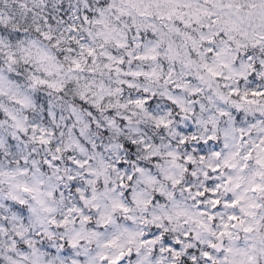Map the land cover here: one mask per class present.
I'll list each match as a JSON object with an SVG mask.
<instances>
[{"label": "clouds", "instance_id": "obj_1", "mask_svg": "<svg viewBox=\"0 0 264 264\" xmlns=\"http://www.w3.org/2000/svg\"><path fill=\"white\" fill-rule=\"evenodd\" d=\"M86 2L87 0H0V32L3 33L0 42V140L7 145V140L11 137L17 146V151L12 154H3L8 152L7 146L0 149V173H3L0 175V204L9 200L10 194L26 199L35 207L36 212L25 226V234L50 230L56 237L50 244H56L59 237L67 238L74 230L86 227L84 224L70 222L61 229L49 223L50 217L59 220L68 215L69 220L72 219L66 208L75 203V197L56 195L67 191L69 172L65 161L69 160V153L72 160L79 159L84 164L83 169L72 168L71 175L76 177L78 184H83L85 193L96 194L92 203L97 204L98 208H92L91 204L88 206L94 216L98 211L111 212L114 201L127 203V199L123 198V190L119 188V178L123 171L116 166L126 161L129 150L124 144L132 140L136 141L133 153L136 164L153 165L151 171L158 174V183L155 185L143 182L149 169H145L144 174H136V179L131 183L135 200L129 204L130 215L136 220L132 227L151 229L152 217L159 216L161 219L157 223H164L165 214L173 215V223L168 227L176 226L174 205L177 202L195 213L196 208L190 198L194 192H182L180 189L183 184L173 189L165 178L173 176L183 179L185 174L182 168L186 166L183 157L191 155L179 143L181 137L178 135V128L184 127L187 131V126L191 125L195 131L190 135L206 137L212 133V127L208 125V131H205V126L197 118L202 115L207 119L217 106L231 110L232 101L239 100V97L228 95L231 88L239 89L241 95L250 91L247 81L241 84L242 77L234 75L229 68L218 69L229 76V79L216 80L199 69L201 61L198 57L193 56L197 63L192 66H186L179 58L170 60L167 41L174 42V50L178 49L181 56L185 51L183 37L171 30L173 25L182 33L191 32V29L175 19H159L156 5L149 4V0H142L136 5L141 11H151V15L145 16L139 15L128 0H108L111 7L105 5L104 16L99 17L108 24V29L103 24L95 23L98 13L87 24L70 20V15L75 13L65 15L69 13V4L79 6L83 14V4ZM221 2L227 4L229 0H197L199 7L214 13L220 11ZM61 4L63 8H60ZM98 4L99 0H93V9ZM121 10L128 14H122ZM45 17L52 19L45 23ZM202 22L206 24L208 20L202 17ZM73 23L77 29L74 34L71 31ZM150 25H155L158 31L152 32L151 27H146ZM259 25L260 21L256 20L254 26ZM113 28L116 30L111 31ZM136 30L144 34V43L140 47H136V42L128 43L123 48L117 46V40L121 43L125 42V38L131 41ZM102 32L104 35H99ZM160 32L165 34V41L157 48L155 60L138 61L128 56L129 51L136 55L145 51V45H156ZM42 33H47L51 39H45ZM148 33L152 35L149 36ZM9 34L12 35L11 40L8 39ZM192 35L198 38V32H192ZM237 39L247 46L239 49L240 55L235 56V59L242 60L247 52H253L257 58L264 56V45L253 49L251 39ZM89 47L95 50L92 57L87 55ZM121 58L124 59L122 66L118 63ZM74 59L79 60L81 69L75 68ZM209 62H213V58H209ZM106 64L109 66L105 67ZM232 66L235 67L234 64ZM132 72H139L141 75L132 76ZM257 79L260 81L257 88H264V78ZM41 80L47 84L37 83ZM124 81L132 83L134 87H127ZM49 84L54 87H49ZM193 88L201 89L196 98L205 105L206 111L201 113L197 110L195 116L185 121L183 117L186 113L168 107V96H175L185 107L191 108L192 104L189 102L193 100L190 95ZM145 95L154 101L155 107L151 112L147 105L137 106L131 102L142 99ZM250 99L257 100V104L245 105V108L250 109L245 112V116L254 121L264 120V97ZM161 119L170 121L169 126H157ZM225 123L221 120L220 127L223 128ZM21 128L27 131H21ZM41 128L45 129V135L51 143L41 144L34 139ZM253 132L255 133V129ZM217 139L223 141V135L217 133ZM145 143L150 147L146 149ZM189 143H192L190 139ZM57 148L59 152L56 151ZM169 151L176 155L168 156ZM153 154L158 156V162L152 160ZM53 156L61 160L59 172L56 167L43 169V159ZM25 157L28 158L27 164L22 163ZM33 158L37 165L32 164ZM17 159L21 160L20 164L15 162ZM195 160L193 171L197 175L192 181L194 189L204 183L203 172L207 170V165L215 163L211 157L201 162L198 154ZM177 164L181 167H177ZM38 167L40 171L37 170ZM22 168L27 170L21 171ZM183 182L186 184L188 181L184 179ZM24 184L33 187L35 191L22 192L20 186ZM161 185L174 193V200L166 199L157 207H145L136 202L154 198L158 195L156 189ZM48 192L54 194L49 196ZM112 215L121 224L127 223L123 213L116 211ZM3 223L0 218V225ZM12 233L13 225L9 220L7 233H0V259L11 254L4 249L5 241L13 239ZM15 258L20 259L21 264H31L32 261L30 254L27 260ZM42 259L51 261L54 257L46 253Z\"/></svg>", "mask_w": 264, "mask_h": 264}, {"label": "snow or ice", "instance_id": "obj_2", "mask_svg": "<svg viewBox=\"0 0 264 264\" xmlns=\"http://www.w3.org/2000/svg\"><path fill=\"white\" fill-rule=\"evenodd\" d=\"M140 2L142 0H128L139 15H151L150 10L141 11L136 7ZM92 3L93 0H87L83 4V14L79 6L69 4V13L65 15L75 13L70 15V20L87 24L92 22V17L98 13L95 23L103 24L105 29H108V24L99 18L104 16V6L108 5V0H99L95 9ZM149 4L156 5V14L159 19L167 21L175 19L191 29V32L182 33L173 25L171 30L183 37L185 51L181 56L178 49L174 50V42L167 41L170 60L179 58L186 66H192L197 63L193 56L198 57L201 61L199 69L216 80L229 79V76H225L218 70L229 68L234 75L242 77L241 84L247 81V88L250 89L241 95L239 89L231 88L228 95L239 97L238 101H232L231 110L217 106L207 119L202 115L197 118V121L205 126V131H208V125L212 127V133L206 137L190 135L195 131L191 125L187 126V131L184 127L178 128V135L181 137L179 143L191 155L183 157L186 165L182 168L185 174L183 179L173 176L165 178L169 180L170 187L173 189L183 184L180 189L182 192L189 194L194 192L190 198L193 200L196 212H191L177 202L174 205L176 226L168 227L173 223V215L165 214L164 223H157L161 217L156 215L152 217L151 229L141 230L132 227L136 220L130 215L129 204L135 200L132 196L131 183L136 179V174H144L145 169H149V173L144 175L143 182L149 185L158 183V174L151 171L153 165L136 164V156L133 154L136 141L132 140L124 144V147L129 150L126 161L116 166L118 170L123 171L119 178V188L123 190V198L127 199V203L120 200L114 201L111 212L98 211L94 216L88 210V206L91 204L92 208H98L97 204L92 203L96 199V194L85 193L83 184H78L76 177L71 175L72 168L83 169L84 164L79 159L72 160L69 153V160L65 161L66 170L69 172L67 191H61L56 195L75 197V203L69 204L66 208V212L71 214L72 219L70 221L68 215L62 216L59 220L50 217L49 223L61 229L70 222L84 224L86 227L74 230L67 238L59 237L56 244H50L56 239L55 233L50 230H40L26 235L25 226L36 209L21 196L10 194V199L0 204V218L4 221L0 225V233H7L10 220L13 225V239L5 241L4 251L11 254L3 256L0 264H21V260L15 257L27 260L29 254L32 257L31 264H264V120L254 121L251 117H246L245 112L250 109L244 107L257 104V100L250 97H264V88H257V84L260 83L257 78H264V56L257 58L253 52H247L242 60L234 58L240 55L241 47L247 46V44H241L237 37L251 39L253 49L258 45H264V31L260 30L264 29V0H250L243 3L240 0H229L227 4L221 2L220 11L215 13L199 7L197 0H149ZM108 6L111 7V5ZM60 8H63V4ZM121 12L128 14L123 13V10ZM202 17L206 18L208 23H203ZM51 19V17H45V23ZM256 20L260 21L259 27L254 26ZM146 27H151L152 32L158 31L155 25ZM115 30L111 29V31ZM71 31L73 34L77 31L74 23L71 25ZM192 32H198V38L192 35ZM41 35L45 39H51L47 33ZM148 35L151 36L152 33ZM2 37L3 33L0 32V42ZM8 39H12L11 34ZM164 41L165 34L160 32V39L156 45L152 47L145 45V51L136 55L129 51L128 56L138 61L155 60L158 55L157 48ZM131 42H136V47H140L144 43V34L136 30L133 32L131 41L127 38L124 43L116 41L117 46L121 48ZM87 55L94 56L95 50L91 47L87 48ZM209 58H213V62H209ZM118 63L122 66L124 59H119ZM73 64L76 69L82 67L79 60L74 59ZM233 64L235 67L232 66ZM108 66L105 65V67ZM130 75L139 76L141 73L132 72ZM37 83L47 84L43 80ZM123 83L129 88L134 87L128 81ZM48 86L54 87L51 84ZM200 91V88L191 90L190 95L193 97V100L189 102L192 104L191 108L185 107L175 96H168V107L186 113L187 115L183 117L185 121L195 116L197 110L204 113L205 105L196 98ZM131 102L137 106L147 105L150 112L155 107L154 101L148 99L146 95L142 99H134ZM221 120L226 122L223 128L220 127ZM169 123L170 121L161 119L157 126L162 125L166 128ZM21 131L27 130L21 128ZM217 133L223 135V141L217 139ZM34 139L41 144L51 143L45 135L44 128L39 130V135ZM189 139L192 141L191 144ZM6 146L8 152L3 154H12L17 151L16 142L11 137L8 138L7 145L0 140V149ZM148 147L150 145L145 143V148ZM56 151L59 152V148ZM196 154L199 155L201 162L211 157L215 163L207 165V170L203 172L204 183L194 189L192 181L197 175L193 171ZM167 155L171 157L176 154L169 151ZM151 158L154 162H158L159 158L156 154H153ZM15 162L20 164L21 160L17 159ZM60 162V158L56 156L44 158L43 169L56 167L59 172ZM22 163L27 164L28 158L25 157ZM32 164L37 165L34 158ZM156 166H159L158 163ZM176 166L181 167L179 164ZM26 170L21 169V171ZM37 170L40 171V168L38 167ZM41 175H43L42 171ZM58 179H64V177H58ZM184 179L188 181L186 184L183 182ZM89 183L92 181L89 180ZM20 187L24 193L35 191L27 184ZM156 191L158 195L154 198L136 200V202L144 204L145 207L148 205L157 207L166 199H175L174 193L168 191L163 185ZM53 194V192L47 193L49 196ZM40 203L43 204V201ZM46 210L51 211V209ZM116 211L124 214L127 223L121 224L113 217L112 213ZM46 253L51 254L54 259L43 260L42 257Z\"/></svg>", "mask_w": 264, "mask_h": 264}]
</instances>
